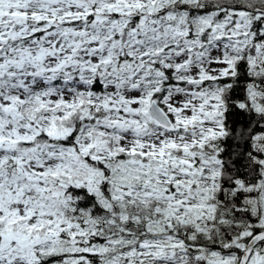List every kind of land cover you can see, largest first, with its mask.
Segmentation results:
<instances>
[{
	"label": "snow or ice",
	"instance_id": "obj_1",
	"mask_svg": "<svg viewBox=\"0 0 264 264\" xmlns=\"http://www.w3.org/2000/svg\"><path fill=\"white\" fill-rule=\"evenodd\" d=\"M0 264H264V0H0Z\"/></svg>",
	"mask_w": 264,
	"mask_h": 264
}]
</instances>
